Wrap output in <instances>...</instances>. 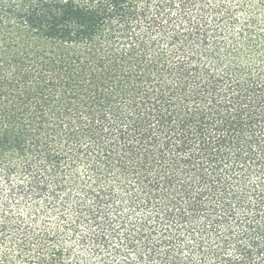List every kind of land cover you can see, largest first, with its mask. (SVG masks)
Segmentation results:
<instances>
[{"label":"trees","instance_id":"trees-1","mask_svg":"<svg viewBox=\"0 0 264 264\" xmlns=\"http://www.w3.org/2000/svg\"><path fill=\"white\" fill-rule=\"evenodd\" d=\"M0 264H264V0H0Z\"/></svg>","mask_w":264,"mask_h":264}]
</instances>
